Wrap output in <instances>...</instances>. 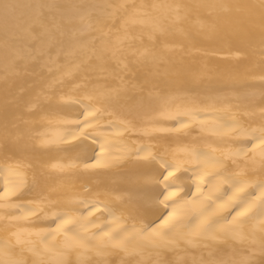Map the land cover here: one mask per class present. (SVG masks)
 Returning a JSON list of instances; mask_svg holds the SVG:
<instances>
[{"label":"bare ground","instance_id":"6f19581e","mask_svg":"<svg viewBox=\"0 0 264 264\" xmlns=\"http://www.w3.org/2000/svg\"><path fill=\"white\" fill-rule=\"evenodd\" d=\"M262 136L264 0H0L2 264L259 260Z\"/></svg>","mask_w":264,"mask_h":264},{"label":"snow or ice","instance_id":"6c2138e0","mask_svg":"<svg viewBox=\"0 0 264 264\" xmlns=\"http://www.w3.org/2000/svg\"><path fill=\"white\" fill-rule=\"evenodd\" d=\"M5 8L8 7V4L5 2L3 5ZM38 8H44V7H55V5H45V4H39L36 5ZM42 29L46 33H49L53 36H55L58 33H62L65 29L69 28L72 23H73V18L71 16H63L61 15L59 19L54 18L51 22L45 23L42 20L38 18L37 21ZM262 140H264V136L261 137ZM142 151V150H141ZM101 165H92V167H99ZM86 168L88 167L87 165L85 166ZM169 167H172L169 165ZM174 176V171H168L167 175L163 177L164 181H168L169 177ZM172 183H175L173 181ZM172 186L171 183H166L165 184V191H167L170 187ZM175 192H169L167 195H164V199L160 200V204H164L165 207H167V204L165 201L169 200L170 196L175 195ZM152 205L150 203H145V205L142 208V211L148 212L151 210ZM178 223L173 226V229H175V235L172 238H168V235L165 234L164 236L161 237L159 242H152L149 241V243L153 247H158V248H170V247H177L181 243V241H186L187 243L190 244H198L201 241L205 239H218L221 237H218L217 235L214 234V229L216 226V221H211L208 223H205L202 226H198L197 229L185 232L183 231L184 229H192V224L191 222L188 223H182L179 222L180 218H176ZM66 222H71V221H66ZM228 233H224L223 236H227ZM105 236H107L106 241H102L100 245L97 246V254L102 255L105 254L104 250H106L111 244V247L113 250L119 249L122 251H127V248L125 247L124 243L121 241L119 233H113V234H108L105 233ZM66 247L72 248L75 246L79 247H88L89 245L86 244L83 240H78L73 238L70 241L66 242ZM259 255L260 259L256 260L255 259V251L251 253L249 256L244 257L243 259L239 261H230L229 264H264V242L261 243L259 247ZM2 264V262H0ZM8 264H23L22 261H9ZM59 264H63V262H59ZM159 264H165L164 261H160ZM200 264H224L223 261L220 260H214L210 259L208 261H201Z\"/></svg>","mask_w":264,"mask_h":264}]
</instances>
